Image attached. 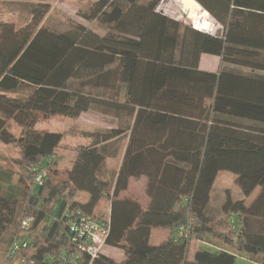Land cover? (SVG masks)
<instances>
[{
	"label": "trees",
	"instance_id": "obj_1",
	"mask_svg": "<svg viewBox=\"0 0 264 264\" xmlns=\"http://www.w3.org/2000/svg\"><path fill=\"white\" fill-rule=\"evenodd\" d=\"M85 1L89 12L79 14L105 34L42 27L50 6L35 2L17 6L23 25L0 22V143L17 145L21 158L14 190L6 188L11 172L0 169V254L23 239L34 264H68L59 261L74 254L68 218L94 215L107 200L103 248L122 252L118 264H264V0H195L220 26L217 35L158 13L160 0ZM203 54L220 59L215 73L198 70ZM87 112L116 126L89 132L66 175L58 178L52 164L35 186L31 167L62 139L33 132L38 118ZM124 141L119 168L108 169ZM221 172L235 175L241 198L213 196ZM142 176L147 207L121 196ZM152 230L176 235L151 245ZM79 262L117 264L102 252Z\"/></svg>",
	"mask_w": 264,
	"mask_h": 264
},
{
	"label": "rangeland",
	"instance_id": "obj_2",
	"mask_svg": "<svg viewBox=\"0 0 264 264\" xmlns=\"http://www.w3.org/2000/svg\"><path fill=\"white\" fill-rule=\"evenodd\" d=\"M120 1L124 3V1ZM145 1L146 0H140L141 3ZM29 2L48 4L50 6V11L45 16L42 24L40 25L42 27H53L57 30L64 31L80 24L100 35H103L105 32H107V30L97 21H87L81 17V14L79 13L89 12L88 9L90 7V2L87 3L85 0H0V22L12 23L15 24L16 27L23 25V22L26 18L24 17L23 13H20L19 10L20 8L23 10L22 4ZM17 6L19 7V10L16 12L18 9ZM156 11L158 13H162L164 16L170 19L177 21L179 7H177L176 0H160ZM206 13V11L202 10L201 12L194 14L192 19L185 18L182 22H177L188 26L189 21L198 20L202 17L205 20L204 25H206L207 16H204ZM201 33L206 34V31ZM217 33H220V31H217L216 35ZM218 66L216 67L217 69ZM112 126H116L115 120L100 114L87 112L85 114L79 115L77 118L51 116L43 119L39 117L32 131L39 134H61L62 139L59 147L55 150L56 161L53 163V166L58 172L57 177L62 178L64 175H66V172L72 165L76 149L79 146H85L89 143V139L85 136L89 132L95 131V129H104ZM7 129L12 134H14L15 137H18L20 134V129L13 121H8ZM124 142H122V147ZM20 159V148L17 145H5L0 143V169L10 171L12 174L10 180L11 182L6 188H12V190H14L16 186L15 180L17 177L15 173H19L18 163ZM107 167L108 169L112 168V170H114L117 167V162L108 161ZM133 189L135 192H137L136 186ZM33 190L35 191V188ZM226 191L230 192L233 198L237 199L242 197L241 192L235 184V175L228 172H221L218 174L214 182L213 196L215 198L222 197ZM256 195L257 190L247 199L246 205L250 204ZM80 199L86 200V196L81 195ZM108 207L109 202L107 200H103L98 205L95 214H102L105 217V215H107L106 213L108 212ZM162 237V234L155 232L152 235V242L157 243L159 238ZM197 245L210 252L218 251L217 248L210 247L209 244L206 243L199 242ZM101 252L102 254L105 253L107 258L111 259L114 263H118L123 258L122 252L118 249L103 248ZM4 256V253L0 254V264L7 263L5 260L3 261Z\"/></svg>",
	"mask_w": 264,
	"mask_h": 264
},
{
	"label": "built area",
	"instance_id": "obj_3",
	"mask_svg": "<svg viewBox=\"0 0 264 264\" xmlns=\"http://www.w3.org/2000/svg\"><path fill=\"white\" fill-rule=\"evenodd\" d=\"M176 3L177 7L180 9V0H176ZM204 16H207L206 18L210 20L211 23V28L209 31H206V34L216 35L217 31L221 32L220 26L211 17L209 18V14L206 13ZM188 27L203 32L197 29L193 21H189ZM55 161L56 156L50 155L45 157L40 164L31 167L30 173L33 175L35 186L43 185L47 179V169ZM106 214L107 215L104 217L102 214H86L80 212V210L72 212L71 216L68 218V229L71 234V245L74 247V254L69 257H67L68 255L64 252L59 254L60 262L80 264L79 260L83 255H86L89 257V263H91L97 257L103 249L109 233V212ZM31 221L32 220L29 218L22 220L20 228L22 230H27ZM183 232V228L179 229L178 238L183 236ZM29 245V241L23 239L14 240L9 251L5 254L3 261L5 260L7 262L6 264H34V260L32 259L34 253L27 251Z\"/></svg>",
	"mask_w": 264,
	"mask_h": 264
},
{
	"label": "crops",
	"instance_id": "obj_4",
	"mask_svg": "<svg viewBox=\"0 0 264 264\" xmlns=\"http://www.w3.org/2000/svg\"><path fill=\"white\" fill-rule=\"evenodd\" d=\"M202 10H203V8H202ZM194 14H197V13H194ZM218 65L220 66V59L218 57L203 54V55L200 56V59H199L198 70L202 71V72L215 73L218 70L216 68ZM219 66H218V68H219ZM246 74H248V73H246ZM107 128H113V126L112 127H107ZM125 148H126V141L124 142L123 147L121 145V148L119 149L117 157L115 159L107 160V162L108 161L117 162V167L114 170H117L119 168L120 163H121L122 158H123V155H124ZM110 169H112V168H110ZM146 183H147V180H146V178L144 176H142L140 178H131L129 180V184H128L127 190L125 192H123L121 194V196L129 197V198L139 202L143 207H147L149 202H150V200H149V197L146 194ZM135 186L137 188V192L138 193L135 192V190L133 189ZM108 212H109V207H108ZM155 232L156 233H160L163 236L162 238H159L157 243L152 242V235ZM175 235H176L175 231L152 230L151 233H150L149 243L151 245H158V244L166 241L168 238L175 237ZM105 248H111V247H107L106 246ZM103 255L107 257V255L105 253H103ZM122 260H123V258L119 262H121Z\"/></svg>",
	"mask_w": 264,
	"mask_h": 264
},
{
	"label": "water",
	"instance_id": "obj_5",
	"mask_svg": "<svg viewBox=\"0 0 264 264\" xmlns=\"http://www.w3.org/2000/svg\"><path fill=\"white\" fill-rule=\"evenodd\" d=\"M180 9L177 16V21L182 22L185 18L191 19L194 11L201 12V6L194 0H180Z\"/></svg>",
	"mask_w": 264,
	"mask_h": 264
},
{
	"label": "bare ground",
	"instance_id": "obj_6",
	"mask_svg": "<svg viewBox=\"0 0 264 264\" xmlns=\"http://www.w3.org/2000/svg\"><path fill=\"white\" fill-rule=\"evenodd\" d=\"M194 13H197V11H194L192 13V16L190 17L191 19L193 18V14ZM193 22H194L195 26L197 27V29H199V30H201L203 32L204 31H209V29L211 28V23H210V21L208 19H207V24L206 25H204L205 20L202 17L199 18L198 21L197 20H193Z\"/></svg>",
	"mask_w": 264,
	"mask_h": 264
}]
</instances>
